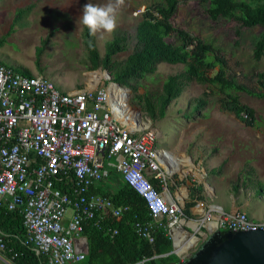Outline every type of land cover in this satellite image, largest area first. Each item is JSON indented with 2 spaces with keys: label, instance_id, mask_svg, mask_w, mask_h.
I'll list each match as a JSON object with an SVG mask.
<instances>
[{
  "label": "built area",
  "instance_id": "1",
  "mask_svg": "<svg viewBox=\"0 0 264 264\" xmlns=\"http://www.w3.org/2000/svg\"><path fill=\"white\" fill-rule=\"evenodd\" d=\"M108 87L98 83L94 89L63 93L44 76L28 77L0 62V209L20 208L23 245L32 246L48 264L83 261L84 224L121 222L126 211L113 207L111 194L91 191L111 171L145 201L151 221L136 222L134 229L148 243L160 228L174 245L176 239L182 245L196 238L202 229L204 241L218 231H264V221L216 204L204 210L196 205V216L186 217L171 195L170 175L162 166L168 156L157 149V135L138 114L121 122V108L110 103ZM149 177L160 181V191ZM196 248L197 243L191 246ZM178 249L175 245L176 254ZM5 251L6 236L0 234V260L11 264Z\"/></svg>",
  "mask_w": 264,
  "mask_h": 264
},
{
  "label": "rangeland",
  "instance_id": "2",
  "mask_svg": "<svg viewBox=\"0 0 264 264\" xmlns=\"http://www.w3.org/2000/svg\"><path fill=\"white\" fill-rule=\"evenodd\" d=\"M4 1L0 0V5ZM159 1L161 0H124L117 12L116 30L111 34L98 33L94 36L99 57L104 56L108 42L125 37L126 51L116 54L112 60L118 63L126 60L135 48V28L141 14L146 7ZM89 2L104 6L110 0H18L16 5L9 4L10 15H0V61L21 73L26 70L50 79L60 92L86 87L89 74L97 73L104 76L99 78L97 84L108 87L112 82V76L108 80L106 75L108 70L102 67L94 70L88 68V53L83 43L84 26L79 18L84 5ZM207 6L208 3L201 0H180L173 19L174 27L186 29L193 36L211 41L223 53L226 72L240 84L255 88L256 75L264 72V56L258 62L252 58L254 45L263 32L262 28L242 29V35L238 38L235 30L240 28L239 24L223 18L212 21L206 13ZM15 8L27 9L18 16L13 13ZM12 17L14 20H10ZM183 70L184 66L179 64L161 63L156 67L155 73L145 75L144 78H134L131 83L137 87V95L151 96L161 91L168 76L179 74ZM204 93L207 95L204 96ZM231 93H235L242 104L254 110L252 126L246 125L245 116L237 118L233 113L221 109L219 96L209 91L206 85L195 82L189 83L182 94L170 103L163 119L151 120L141 111L131 90L127 103L134 113L140 112V117L157 135V149L171 148L178 141L184 149L196 151V157L204 161L194 175L196 181L193 183L201 185L202 194H208L209 197L196 203L198 210H204L213 202L228 201V194L233 193L236 187L240 202L248 203L247 211L264 221V192L257 195L254 189L256 180L264 182V99L241 91ZM200 98L206 100V105L193 111ZM211 159L214 162L210 166L207 162ZM186 163L190 164L188 160ZM251 169L253 182L248 181L247 173ZM116 187L113 183L110 190H115ZM181 189H185L187 195L186 187ZM247 211L244 210L246 214ZM69 215L70 212L67 217ZM200 233H205V230H200ZM168 236L170 237L169 233ZM202 245L197 242L198 248ZM189 248L190 246L177 252L181 261L187 260L197 250L196 248L181 255ZM0 264L6 263L0 260Z\"/></svg>",
  "mask_w": 264,
  "mask_h": 264
},
{
  "label": "trees",
  "instance_id": "3",
  "mask_svg": "<svg viewBox=\"0 0 264 264\" xmlns=\"http://www.w3.org/2000/svg\"><path fill=\"white\" fill-rule=\"evenodd\" d=\"M201 1L208 3L206 13L212 21L223 18L237 22L240 28H236L235 35L238 38L242 35V29L262 28L263 32L255 42L252 55L255 62L260 61L264 56V0ZM179 4L180 0H161L145 8L135 28L134 51L121 63L113 61L112 58L126 51L125 37L108 42L104 56L100 58L94 36H90L84 27L83 43L88 53V68L94 70L102 67L108 70L113 83L135 94L134 99L138 100L140 110L151 120L163 119L170 103L182 94L189 83L195 82L206 85L209 91L219 96L221 109L233 113L237 118L245 116L246 125L252 126L254 110L242 104L239 97L231 91H241L264 99V72L256 75L255 88H248L237 82L226 72V60L220 48L200 36H193L186 29L174 27L173 19ZM161 63L179 64L184 66V70L168 76L159 93L151 96L137 95V87L131 81L152 75ZM22 74L31 76L26 70ZM196 103L193 111L203 108L206 100L200 98ZM110 174L108 179L99 182L91 191L96 194H111L113 206L126 208V211L121 222L103 221L99 226H95V222L84 224L83 236L87 242V255L83 261L74 264H135L144 259H149L145 264H185L186 261L181 262L171 254L172 241L163 229L155 232L153 243H148L136 234V222L151 221L146 203L122 180L119 173L111 171ZM149 181L155 190H161L159 180L149 177ZM113 183L117 187L110 190ZM67 188L64 187V191ZM254 189L255 194L261 195L264 192V183L257 182ZM202 191L201 185L193 184L189 187V196L183 207L186 217H193L190 209L197 202L204 201ZM236 191L235 187L233 193L236 194ZM22 222L20 208L14 211H7L6 207L0 209V234L6 236V251L2 255L11 264H48V259L37 255L32 246L23 245ZM226 232L228 231H218L217 234Z\"/></svg>",
  "mask_w": 264,
  "mask_h": 264
},
{
  "label": "crops",
  "instance_id": "4",
  "mask_svg": "<svg viewBox=\"0 0 264 264\" xmlns=\"http://www.w3.org/2000/svg\"><path fill=\"white\" fill-rule=\"evenodd\" d=\"M18 0H5L4 1V3L2 4V5H0V15H3V14H5V13H7V14H9L10 15V7H9V4H13V5H16V2H17ZM26 9H13V13L14 14H17L18 16L23 12V11H25ZM10 20H14V17H12V18H10ZM9 20V21H10ZM1 62V61H0ZM1 63H3V62H1ZM4 64V63H3ZM6 65V64H5ZM30 74L31 75H34V73L32 74L31 72H30ZM71 92V91H70ZM63 93H67V92H63ZM181 141V140H180ZM183 147H182V145L180 144V143H178V141L176 142V143H174V145L171 147V148H163V149H158V150H161L160 152H161V154L162 153H166L167 154V156H168V161H166L165 163H163L162 164V166H163V169L164 170H166V172L170 175V192H171V195L172 196H175L177 199H178V196L180 195V189L183 187V186H185L186 187V189H187V187H189V186H192L193 184H195V183H193L194 181H196L194 178V175L196 174V172L197 171H199V167L200 166H202V164H203V160L202 159H198L197 157H196V151H191V150H186V149H182ZM172 158V159H171ZM174 158V159H173ZM176 159V160H175ZM189 161L190 162V164L189 163H186V161ZM174 161V162H173ZM213 162H214V159H211L210 161H208L207 163H208V165H212L213 164ZM175 163V164H174ZM165 165L166 166H168V168H170L172 171L169 173L168 171H167V169H166V167H165ZM212 168H213V166H212ZM115 172V171H114ZM253 170L251 169L247 174H248V181H250V182H253V178H252V176H253ZM111 175V174H110ZM109 178V177H108ZM107 178V179H108ZM257 182H259V183H264V182H261V181H259V180H256V183ZM184 183H185V185H184ZM179 184V185H178ZM196 185H198V184H196ZM207 195V196H206ZM202 194V196H203V198H204V201H205V199L207 200L208 199V194ZM215 195H216V192H215ZM188 196H189V191H188V189H187V195L184 197V199H188ZM218 196V195H217ZM217 198V197H216ZM228 201H225V202H223V203H220V202H218V203H215V202H213L212 204H216V205H220V206H222L225 210H227V211H232V212H235V211H247V206H248V203H242V202H240V200H239V197L236 195V194H234V193H232V192H230L229 194H228ZM183 200V198H181V199H178V201H179V203L181 202ZM185 200V201H186ZM184 201V200H183ZM184 201V202H185ZM204 203H206V202H204ZM180 204H182V203H180ZM212 204H209V205H207L206 206V208L208 207V206H210V205H212ZM114 207V206H113ZM182 207V206H181ZM115 208V207H114ZM183 208V207H182ZM243 209V210H242ZM191 213L193 214V217H195L196 216V208H192V210H191ZM247 215L252 219V220H255V221H260L261 219H260V217H258V216H256L255 214H253V213H250V212H248L247 211ZM103 221H106V220H103ZM103 221H100V224H101V222H103ZM108 221H111V220H108ZM88 223V222H87ZM89 223H92V222H89ZM86 224V223H85ZM192 230H189V232H191ZM205 232H206V230H205ZM205 234V233H204ZM204 234H203V236L202 235H200V234H197V235H199L200 237H197L196 236V240H197V242L199 241V245L200 244H204L205 243V241L203 240V238H204ZM83 236V235H82ZM84 237V236H83ZM85 238V237H84ZM170 238H171V241L173 242V239H172V237L170 236ZM85 240H86V238H85ZM180 240V242H182L183 240H181V239H179ZM196 242V243H197ZM173 244H174V242H173ZM86 245H87V242H86ZM201 248V247H200ZM190 249H191V247H190ZM190 249H188L185 253H181V255H186V253H188L189 251H191ZM199 248H198V246H197V250H198ZM86 250H87V246H86ZM196 250V251H197ZM172 251L174 252V255H177V256H179L180 257V261H181V256H180V254H176L175 253V245H174V247H173V249H172ZM195 251V252H196ZM194 252V253H195ZM193 253V254H194ZM172 254V253H171ZM186 260V259H185ZM181 262H185V261H181Z\"/></svg>",
  "mask_w": 264,
  "mask_h": 264
},
{
  "label": "water",
  "instance_id": "5",
  "mask_svg": "<svg viewBox=\"0 0 264 264\" xmlns=\"http://www.w3.org/2000/svg\"><path fill=\"white\" fill-rule=\"evenodd\" d=\"M106 73L110 80L111 75ZM111 84L121 87L113 82ZM124 89L129 96L130 90ZM137 114L140 116L139 111ZM184 203L182 201V207ZM171 253L174 254L173 251ZM185 264H264V231H228L221 234L214 232L208 236L201 248L188 257Z\"/></svg>",
  "mask_w": 264,
  "mask_h": 264
},
{
  "label": "clouds",
  "instance_id": "6",
  "mask_svg": "<svg viewBox=\"0 0 264 264\" xmlns=\"http://www.w3.org/2000/svg\"><path fill=\"white\" fill-rule=\"evenodd\" d=\"M123 4L124 0H110L104 6L89 2L84 5L79 21L87 28L90 36H96L98 33L111 34L117 28V12Z\"/></svg>",
  "mask_w": 264,
  "mask_h": 264
},
{
  "label": "bare ground",
  "instance_id": "7",
  "mask_svg": "<svg viewBox=\"0 0 264 264\" xmlns=\"http://www.w3.org/2000/svg\"><path fill=\"white\" fill-rule=\"evenodd\" d=\"M97 75H98V77H97ZM106 75H107V77H108V79H109V76H108V74L106 73ZM100 77H104L102 74H89V80L87 81L88 83H86L87 84V88L88 89H94L95 88V86H96V84H97V82L99 81V78ZM120 88H122V87H118V86H116V85H113V84H110L109 85V87H108V91L110 92V94L112 95V100H110V103L111 104H117V105H119L120 106V108H121V111H118V114H119V116H118V119L122 122V121H124V118L125 117H127V118H129V119H134V118H136L137 119V115H136V113H134L131 109H130V107H129V105H128V103H127V96H128V92H126V90L124 89H120ZM124 95V96H123ZM125 97H126V99H125ZM115 99V100H114ZM139 121V120H138ZM141 124V123H140ZM145 127H147L148 126V123H145V125H144ZM172 159V158H171ZM174 159V158H173ZM176 160V159H175ZM174 162V161H173ZM175 164V163H174ZM165 167H166V169H167V171L170 173V171H172L170 168H168V166H166L165 165ZM202 175H199V177H201ZM181 191V198H184L185 196H186V190L185 189H181L180 190ZM180 196H178V199L180 198ZM198 209V208H197ZM192 227L194 228L195 227V225H192ZM195 241H196V239L195 238H191V239H189L188 241H186L184 244H182L181 245V242H180V240H178V239H176L175 240V245L176 246H179V249H178V251L177 252H182V251H184L187 247H191V245H193V244H195ZM192 242H194L193 244H190V243H192Z\"/></svg>",
  "mask_w": 264,
  "mask_h": 264
},
{
  "label": "flooded vegetation",
  "instance_id": "8",
  "mask_svg": "<svg viewBox=\"0 0 264 264\" xmlns=\"http://www.w3.org/2000/svg\"><path fill=\"white\" fill-rule=\"evenodd\" d=\"M186 261V260H185Z\"/></svg>",
  "mask_w": 264,
  "mask_h": 264
}]
</instances>
